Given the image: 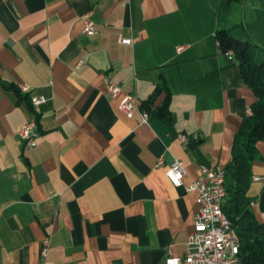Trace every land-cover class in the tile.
<instances>
[{
    "label": "crops",
    "instance_id": "obj_1",
    "mask_svg": "<svg viewBox=\"0 0 264 264\" xmlns=\"http://www.w3.org/2000/svg\"><path fill=\"white\" fill-rule=\"evenodd\" d=\"M221 2L0 0V81L29 88L20 99L0 86V264H162L168 252L184 254L198 207L186 186L202 164L230 163L255 99L217 29L254 44L264 62V0L236 2L223 18ZM84 14L96 34L84 33ZM106 79L120 85L117 96ZM162 81L171 125L119 109L124 95L141 105ZM38 95L47 100L30 109ZM31 117L28 148L18 131ZM256 148L246 194L264 228V136ZM174 160L181 186L165 174Z\"/></svg>",
    "mask_w": 264,
    "mask_h": 264
},
{
    "label": "trees",
    "instance_id": "obj_2",
    "mask_svg": "<svg viewBox=\"0 0 264 264\" xmlns=\"http://www.w3.org/2000/svg\"><path fill=\"white\" fill-rule=\"evenodd\" d=\"M242 1L244 0H222L220 8L222 18L230 12L234 3ZM215 36L220 51L226 56H229V52L233 54L229 60L237 62L241 76L255 98L250 108L251 114L242 119L234 136L231 161L223 169L226 197L222 210L235 227L239 239L240 264H264V228L254 217L250 208V198L246 194L252 179V163L260 158L256 143L264 136V62L255 60L254 44L233 36L230 29L220 27ZM0 86L13 90L18 98H24L19 88L1 81ZM161 92L165 93L164 98L154 106L155 97ZM28 104L32 109L30 100ZM140 108L171 125L169 92L163 81L147 99L142 101Z\"/></svg>",
    "mask_w": 264,
    "mask_h": 264
},
{
    "label": "built area",
    "instance_id": "obj_3",
    "mask_svg": "<svg viewBox=\"0 0 264 264\" xmlns=\"http://www.w3.org/2000/svg\"><path fill=\"white\" fill-rule=\"evenodd\" d=\"M85 26L84 33L91 36L97 33L96 25L88 14L83 16ZM122 44L131 45L132 38L120 36ZM183 50L182 46L177 47V51ZM230 53V52H229ZM105 89L108 94L115 97L121 87L110 79L105 80ZM21 92L27 93L28 86H21ZM47 98L43 95L30 97V105L37 108L43 104ZM119 109L128 117L137 115L139 123H148L149 114L140 108L137 100L131 94L124 95L119 102ZM247 114H251V109H247ZM37 120L31 117L19 128V136L24 146L32 148L36 145ZM178 141L187 146V137L179 133ZM162 159H160V162ZM166 177L174 186L182 185V178L185 170L180 161L174 160L167 168ZM225 172L223 169L210 168L202 164L198 176L186 186L187 192L196 193L197 211L192 230L188 233L185 252L182 256L166 254L162 264H240L239 239L235 227L222 210V204L226 197L224 186ZM264 179V178H263ZM49 239L45 238L42 243L41 254L44 256L48 250Z\"/></svg>",
    "mask_w": 264,
    "mask_h": 264
},
{
    "label": "water",
    "instance_id": "obj_4",
    "mask_svg": "<svg viewBox=\"0 0 264 264\" xmlns=\"http://www.w3.org/2000/svg\"><path fill=\"white\" fill-rule=\"evenodd\" d=\"M261 0H255V6H259Z\"/></svg>",
    "mask_w": 264,
    "mask_h": 264
}]
</instances>
